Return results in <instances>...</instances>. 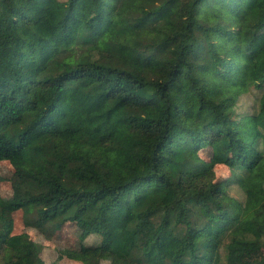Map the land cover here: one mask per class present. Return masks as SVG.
<instances>
[{
	"label": "trees",
	"instance_id": "16d2710c",
	"mask_svg": "<svg viewBox=\"0 0 264 264\" xmlns=\"http://www.w3.org/2000/svg\"><path fill=\"white\" fill-rule=\"evenodd\" d=\"M262 30L264 0H0V264H45L17 211L81 264H264Z\"/></svg>",
	"mask_w": 264,
	"mask_h": 264
},
{
	"label": "rangeland",
	"instance_id": "374dc122",
	"mask_svg": "<svg viewBox=\"0 0 264 264\" xmlns=\"http://www.w3.org/2000/svg\"><path fill=\"white\" fill-rule=\"evenodd\" d=\"M264 48V30L258 34V38L254 49ZM259 91V90H258ZM251 90L249 93L242 95L237 104V112H251L257 96L261 93ZM201 156L209 161L214 162L210 149L201 152ZM214 174L216 180L226 179L230 172L229 169L221 164L214 165ZM13 168L7 161L0 162V196L5 201L12 199V182ZM13 221L12 234H27L32 241L37 243L40 248V257L45 264H81L74 258L75 253L80 248V229L74 224H65L57 229L56 221H48L41 230L25 227L23 223L22 211H17L11 216ZM7 220L0 217V227L7 226ZM100 243V239L96 235L88 237L84 244L86 246H96ZM93 264H111L112 259L108 254L102 252H94L91 257Z\"/></svg>",
	"mask_w": 264,
	"mask_h": 264
}]
</instances>
